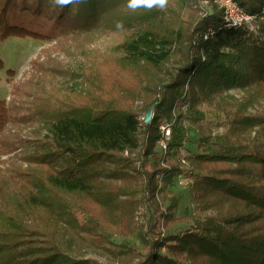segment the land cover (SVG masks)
<instances>
[{"label": "trees", "instance_id": "trees-1", "mask_svg": "<svg viewBox=\"0 0 264 264\" xmlns=\"http://www.w3.org/2000/svg\"><path fill=\"white\" fill-rule=\"evenodd\" d=\"M118 1L134 0H0V45L78 38ZM234 1L255 17L252 27L232 25L213 7L171 33L145 31L122 46L128 63L145 68L117 95L92 92L93 74L75 95L33 93L24 110L0 100V155L19 151L13 158L22 160L0 168V264H95L77 251L88 247L118 264H264V117L247 113L251 100L214 98L233 87L264 94V0ZM138 99L153 109L150 122L135 112ZM204 103L223 135L204 128ZM186 124L199 133L194 149ZM23 126L31 132L22 135ZM181 178L193 215H177L171 189ZM201 209L215 213L202 217Z\"/></svg>", "mask_w": 264, "mask_h": 264}, {"label": "rangeland", "instance_id": "rangeland-1", "mask_svg": "<svg viewBox=\"0 0 264 264\" xmlns=\"http://www.w3.org/2000/svg\"><path fill=\"white\" fill-rule=\"evenodd\" d=\"M187 2L186 0H164V3H161L160 0H139L138 3L132 1L125 4L119 2L120 5L116 6L109 14L107 13L101 24L80 34L78 38L72 37L64 40L63 37L57 35H52L53 40L31 37L8 38L0 45V58L4 61V68L0 70V100H5L8 104L11 103L18 109L24 110L33 100L30 98L33 93L42 96V98L51 95L61 98L66 93L75 95L83 88L84 81L88 76L93 74L95 76L92 92L97 90L96 93L102 94L104 97L117 95V85L122 90L134 85V73H140L145 68L143 64L128 63L123 56L122 46L136 39L142 32L157 31L161 35L167 32L171 33L180 28L181 22L188 19V15L193 14V20L199 21L205 17L207 12L214 11L215 5L209 0L191 1L188 2V5ZM180 56L181 51L177 48L171 61H176ZM12 93L15 96L11 95ZM219 96H229L227 98L230 99L232 97L239 103L251 100L252 105L247 106V113L251 116L264 117V94L256 93L253 88L245 90L239 87L222 89L219 95L214 98L217 99ZM21 101L26 104H20ZM134 110L143 120L151 110V119L153 118V109L148 110L140 99L136 101ZM201 110L205 111L207 115V119L203 123L204 128L216 136L223 135L226 128L217 125L218 120L212 117L213 108L208 103H204ZM186 126L189 135L187 141L191 139L188 147L194 149L195 144L192 141L199 138V133L189 124ZM15 130V127H11L7 133V144L12 141L13 135H16L11 132H15ZM19 131L25 135L30 133L31 129L28 126H23ZM143 135V129H141L138 135L139 140L143 139ZM18 152L9 156L0 155L3 160L0 163L1 170L5 171L8 166L12 165L11 163L14 166L22 163V160L13 158ZM183 165L185 168L188 163ZM181 179L183 180V178ZM171 190L180 202L177 215H193L196 211V204L191 197L189 187L179 180ZM70 211L80 223L85 222L86 216L77 207L71 208ZM143 213V207L139 208L136 214L139 226L143 221ZM214 213L213 209L206 211L201 209L202 217ZM188 228V223L180 224L173 228L170 234H180ZM115 240L120 242L119 239ZM131 244L142 248L138 237L131 239ZM77 251L83 252L81 255L90 257L95 264H118L100 250L88 247Z\"/></svg>", "mask_w": 264, "mask_h": 264}, {"label": "built area", "instance_id": "built-area-1", "mask_svg": "<svg viewBox=\"0 0 264 264\" xmlns=\"http://www.w3.org/2000/svg\"><path fill=\"white\" fill-rule=\"evenodd\" d=\"M218 11L222 12L225 21L235 26L252 27L255 17L247 14L234 0H211ZM163 130L168 135V128L165 126ZM182 184H187L186 179H180Z\"/></svg>", "mask_w": 264, "mask_h": 264}, {"label": "water", "instance_id": "water-1", "mask_svg": "<svg viewBox=\"0 0 264 264\" xmlns=\"http://www.w3.org/2000/svg\"><path fill=\"white\" fill-rule=\"evenodd\" d=\"M151 119V110L150 112L148 113V115L146 116V121L149 122Z\"/></svg>", "mask_w": 264, "mask_h": 264}, {"label": "snow or ice", "instance_id": "snow-or-ice-1", "mask_svg": "<svg viewBox=\"0 0 264 264\" xmlns=\"http://www.w3.org/2000/svg\"><path fill=\"white\" fill-rule=\"evenodd\" d=\"M138 2H139V0H134V3H138ZM160 2L162 3L163 0H160Z\"/></svg>", "mask_w": 264, "mask_h": 264}, {"label": "clouds", "instance_id": "clouds-1", "mask_svg": "<svg viewBox=\"0 0 264 264\" xmlns=\"http://www.w3.org/2000/svg\"><path fill=\"white\" fill-rule=\"evenodd\" d=\"M162 3H164V0H163V2Z\"/></svg>", "mask_w": 264, "mask_h": 264}]
</instances>
